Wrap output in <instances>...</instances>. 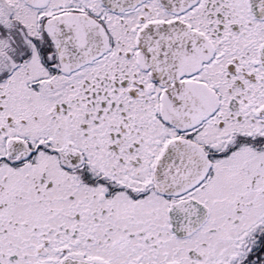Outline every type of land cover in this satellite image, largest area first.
I'll return each mask as SVG.
<instances>
[{
	"label": "snow or ice",
	"instance_id": "snow-or-ice-1",
	"mask_svg": "<svg viewBox=\"0 0 264 264\" xmlns=\"http://www.w3.org/2000/svg\"><path fill=\"white\" fill-rule=\"evenodd\" d=\"M0 264H264V0H0Z\"/></svg>",
	"mask_w": 264,
	"mask_h": 264
}]
</instances>
